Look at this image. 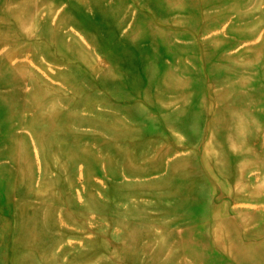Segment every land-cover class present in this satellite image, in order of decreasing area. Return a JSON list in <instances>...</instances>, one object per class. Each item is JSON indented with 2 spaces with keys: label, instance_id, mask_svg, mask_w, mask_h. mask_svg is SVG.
Instances as JSON below:
<instances>
[{
  "label": "rangeland",
  "instance_id": "rangeland-1",
  "mask_svg": "<svg viewBox=\"0 0 264 264\" xmlns=\"http://www.w3.org/2000/svg\"><path fill=\"white\" fill-rule=\"evenodd\" d=\"M0 264H264V0H0Z\"/></svg>",
  "mask_w": 264,
  "mask_h": 264
}]
</instances>
